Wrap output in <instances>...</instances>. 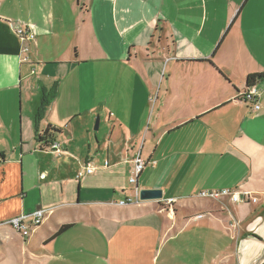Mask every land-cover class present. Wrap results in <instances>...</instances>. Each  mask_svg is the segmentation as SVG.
<instances>
[{
	"label": "crops",
	"instance_id": "obj_1",
	"mask_svg": "<svg viewBox=\"0 0 264 264\" xmlns=\"http://www.w3.org/2000/svg\"><path fill=\"white\" fill-rule=\"evenodd\" d=\"M251 74L264 0H0V264H264V203L199 196L262 182L264 84L259 110L236 101ZM137 156L172 214L120 205ZM37 210L28 236L8 225Z\"/></svg>",
	"mask_w": 264,
	"mask_h": 264
},
{
	"label": "built area",
	"instance_id": "obj_2",
	"mask_svg": "<svg viewBox=\"0 0 264 264\" xmlns=\"http://www.w3.org/2000/svg\"><path fill=\"white\" fill-rule=\"evenodd\" d=\"M16 35L19 37L20 40H34L35 34L32 30L18 27L16 30ZM29 51V48H25L24 52ZM261 91L260 87L254 86L250 88L249 90H245L238 94L237 98L240 102L250 103L253 105L254 110H259V97H260ZM50 150H52L56 155L60 156L63 154H67V151L63 148L62 143L58 139L52 140L48 146ZM135 162V168L132 172L131 176L129 177V183L134 186L133 190V197H128L120 202V205H128V204H140L142 201L139 196V189H136V186L138 184V179L140 177V174L143 172V170L148 165H154L156 164L155 161L152 160H144L140 156H137L134 159ZM94 171V168L90 163H87L85 168L81 170L77 178H81L85 174H92ZM202 198H209L214 200H219L222 197L230 198L233 203H258V198H253L250 191H238V190H230V189H222V190H213V191H203L199 195ZM163 202V206L161 210L163 212H167L169 214H172L174 212V204L175 199H167V200H161ZM44 215L43 210H37L33 214L30 215H22L18 218H15L11 220L8 225L12 226L14 229H16L22 236H28V234L31 232V230L37 226H39L42 222Z\"/></svg>",
	"mask_w": 264,
	"mask_h": 264
},
{
	"label": "trees",
	"instance_id": "obj_3",
	"mask_svg": "<svg viewBox=\"0 0 264 264\" xmlns=\"http://www.w3.org/2000/svg\"><path fill=\"white\" fill-rule=\"evenodd\" d=\"M263 84H264V74H251L247 77L245 90H249L254 86L260 87ZM55 92L56 90L50 92L49 94L45 92V94L43 95V99L41 101V106L39 108V116H41L44 113V109L46 108V106H48L51 102V99L55 97ZM236 101L242 103L238 100V98H236ZM243 103L247 104L245 102ZM59 132H60L59 130L49 126L42 134L38 135V140L42 143H45V145L48 146V144L52 140L56 139V136ZM70 227L71 226L69 225L62 226L60 230L55 234V236H58L66 232Z\"/></svg>",
	"mask_w": 264,
	"mask_h": 264
},
{
	"label": "rangeland",
	"instance_id": "obj_4",
	"mask_svg": "<svg viewBox=\"0 0 264 264\" xmlns=\"http://www.w3.org/2000/svg\"><path fill=\"white\" fill-rule=\"evenodd\" d=\"M248 105L251 106V104H248ZM250 112L252 113L253 111L250 109ZM256 113L253 112L252 114L255 115ZM248 118L249 120L247 121V123L248 124L252 123L250 126L255 127L253 118L250 116ZM96 123H97V118L94 121V129H95ZM244 127L248 128L249 126L244 125ZM250 135L251 134H248L247 136L249 137ZM249 143H251V141H249ZM258 148L260 149H258V151L256 152L258 153L257 155L258 162H257V175L255 176L256 178L258 177V179H260L262 182H260L258 186H250V190H247L251 192L253 198L259 199V202L256 204L264 203V138L262 141L260 140V144L258 145ZM250 184H253V181H251ZM238 191H242V190H238Z\"/></svg>",
	"mask_w": 264,
	"mask_h": 264
},
{
	"label": "water",
	"instance_id": "obj_5",
	"mask_svg": "<svg viewBox=\"0 0 264 264\" xmlns=\"http://www.w3.org/2000/svg\"><path fill=\"white\" fill-rule=\"evenodd\" d=\"M99 129V118H97V123L95 130ZM136 189H139L136 186ZM139 196L141 201H161L163 199V191L160 189H139Z\"/></svg>",
	"mask_w": 264,
	"mask_h": 264
}]
</instances>
